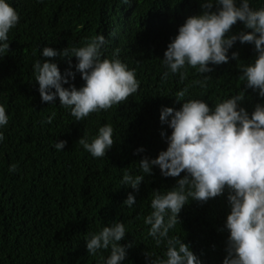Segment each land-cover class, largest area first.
<instances>
[{"label": "trees", "instance_id": "1", "mask_svg": "<svg viewBox=\"0 0 264 264\" xmlns=\"http://www.w3.org/2000/svg\"><path fill=\"white\" fill-rule=\"evenodd\" d=\"M8 2L19 21L8 33V51L0 54V104L9 116L7 125L0 128L4 134L0 143V264H103L100 257L108 252L87 255L84 239L88 232L114 220L125 227L119 243L130 245L122 264H147L145 252L155 258L164 251L163 244L156 247L147 236L148 226L143 224L151 211V192L172 188L180 177H162L153 167L152 174L133 192L121 185L123 172L144 175L139 160L154 159L166 149L170 129L160 123L159 109H178L174 93L185 86L182 99H202L209 107L242 89L245 99L241 106L251 112L264 98L243 89V81L237 79V63H251L256 55L253 47L235 42L229 56L236 52L237 59L209 65L212 71L204 74L210 77L204 87L192 83L203 79L193 68H186L183 82L172 74L161 80L163 51L178 26L199 13L198 0ZM249 4L258 8L264 6V0H249ZM242 29L237 22L231 31ZM97 34L105 39L102 56L111 58L118 49V58L134 69L139 86L119 104L77 122L69 110L59 106L58 99L52 104L41 102L32 64L49 59L63 75L68 60L59 55L40 57V49L48 46L59 52L67 46L79 47ZM75 63L72 58L73 72ZM69 82L77 88L83 84L79 73ZM50 115L51 123H44ZM105 123L113 129V144L105 157L93 158L77 141L84 133L93 137ZM59 140L65 141L61 151L52 147ZM138 148L143 151L136 152ZM12 163L17 171L9 173ZM129 193L135 198L131 208L122 205ZM228 211L223 194L206 202L190 201L169 235L188 245L202 264H221L227 235L222 226Z\"/></svg>", "mask_w": 264, "mask_h": 264}, {"label": "clouds", "instance_id": "2", "mask_svg": "<svg viewBox=\"0 0 264 264\" xmlns=\"http://www.w3.org/2000/svg\"><path fill=\"white\" fill-rule=\"evenodd\" d=\"M198 3L199 13L187 17L178 26L163 51L161 80L172 74L183 82L186 68H193L203 79L192 83L204 87L210 78L204 74L212 71L209 65L226 64L230 58L236 60L237 53L229 56V50L239 41L251 45L256 55L251 63H237V79L243 81V89H251L258 98H264V6L250 7L249 0H198ZM18 21V13L8 0H0V54L8 51V33ZM237 22L243 29L233 33L231 28ZM104 44V37L97 34L79 47L67 46L59 52L48 46L40 49V57L59 55L69 63L62 75L57 64L49 59L33 62L32 74L41 102L52 104L58 99L59 106L69 110L79 122L90 113L106 111L135 93L139 81L135 79L134 69L118 58V49L111 58L103 57ZM72 58L76 61L74 72L70 70ZM75 73L83 81L78 88L69 82ZM186 91L187 86L174 93L180 104L178 109H159L160 123L170 129L165 137L166 149L159 151L154 159L139 160L137 164L144 175L124 171L120 180L121 185L135 192L145 176L152 174L153 167L159 169L162 177H180L172 188L151 192V211L144 216L143 224L148 226L147 236L156 247L163 244L164 251L155 258L145 252L147 264H202L188 245L169 235V230L179 224L178 214L190 201L206 202L222 194L229 211L222 226L227 235L226 255L221 264H264V99L249 112L241 106L245 99L242 89L211 107L202 99H182ZM52 118L50 115L44 123H51ZM8 120L5 107L0 104V128ZM160 134L165 135L163 131ZM112 136L111 125L105 123L93 137L84 133L77 143L93 158H100L111 148ZM3 141L4 134L0 131V143ZM64 146L63 140L52 145L57 151ZM15 171L17 165L9 164L8 172ZM134 204L132 193L122 202L128 208ZM125 234V227L118 220L96 232H88L84 239L87 255H99L106 250L108 255L100 257L103 264H122L126 248L130 247L119 243Z\"/></svg>", "mask_w": 264, "mask_h": 264}]
</instances>
